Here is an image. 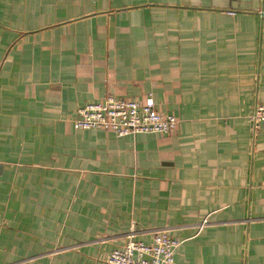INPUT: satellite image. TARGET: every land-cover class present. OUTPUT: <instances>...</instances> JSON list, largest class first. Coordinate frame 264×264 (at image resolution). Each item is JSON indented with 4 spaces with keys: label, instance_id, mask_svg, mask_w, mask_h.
I'll list each match as a JSON object with an SVG mask.
<instances>
[{
    "label": "crops",
    "instance_id": "crops-1",
    "mask_svg": "<svg viewBox=\"0 0 264 264\" xmlns=\"http://www.w3.org/2000/svg\"><path fill=\"white\" fill-rule=\"evenodd\" d=\"M169 133L77 129L106 96ZM264 0H0V264H264ZM206 222L201 227V224Z\"/></svg>",
    "mask_w": 264,
    "mask_h": 264
},
{
    "label": "built area",
    "instance_id": "built-area-1",
    "mask_svg": "<svg viewBox=\"0 0 264 264\" xmlns=\"http://www.w3.org/2000/svg\"><path fill=\"white\" fill-rule=\"evenodd\" d=\"M73 126L77 129L111 130L117 136L136 133H169L177 126L172 114L159 112L152 97L143 102L106 96L76 110ZM253 128L264 123V105H255L250 114ZM206 222L201 224V227ZM180 242L167 230L155 232L150 242L135 240L131 234L126 243L112 250L107 264H175Z\"/></svg>",
    "mask_w": 264,
    "mask_h": 264
}]
</instances>
